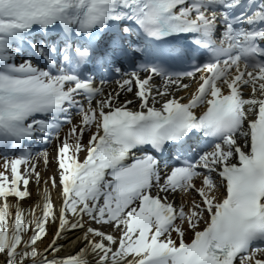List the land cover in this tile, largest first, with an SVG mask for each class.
Instances as JSON below:
<instances>
[{
    "label": "snow or ice",
    "instance_id": "6c2138e0",
    "mask_svg": "<svg viewBox=\"0 0 264 264\" xmlns=\"http://www.w3.org/2000/svg\"><path fill=\"white\" fill-rule=\"evenodd\" d=\"M0 152V264H264V0H0Z\"/></svg>",
    "mask_w": 264,
    "mask_h": 264
},
{
    "label": "bare ground",
    "instance_id": "6f19581e",
    "mask_svg": "<svg viewBox=\"0 0 264 264\" xmlns=\"http://www.w3.org/2000/svg\"><path fill=\"white\" fill-rule=\"evenodd\" d=\"M184 82H188L189 85L192 86V88L195 87V85L193 84V81L188 78V79H185ZM106 90L108 91H118V85L117 84H110V85H106L105 86ZM135 91V89H134ZM189 91H191V88L189 89ZM177 95L179 96H184L186 95V92L183 90V89H180L177 91L176 93ZM133 94L132 93H123L120 95L119 99L121 102H123L125 99H133ZM55 148V147H54ZM56 153L55 152H52V157H54ZM55 162H56V159H55ZM0 165H2L0 163ZM23 170L24 171H28V167L27 165H24L23 167ZM37 170L41 172L42 176L44 177L45 180L48 179L49 176H51L52 174L55 173V170H56V165H46L44 163V161H42V163L38 164V167H37ZM45 187H47L45 184H44V181H40L39 184L35 181V178L33 177L32 181L30 182L29 184V190L30 192L32 193V196L31 198H24L23 202H22V207L24 208L26 214L28 212L31 211L32 207L35 206V204H38V203H41L44 199V196H45ZM51 195L55 198L56 202L59 203V190H51L49 189ZM181 195H184V194H178L174 197H172V199L175 200L176 204L179 205L181 203ZM189 199V197L187 195H184V200L185 202H187ZM15 210V208L13 209V211ZM72 236V242L70 243H65V246H64V251L65 252H72L74 249L78 248L79 246H82V241L80 239H77L78 237L81 236V233L80 232H74L71 234ZM52 238V233L49 232L48 233V240H50ZM48 240H45L44 243L47 244L48 243ZM3 260V257L0 256V261Z\"/></svg>",
    "mask_w": 264,
    "mask_h": 264
}]
</instances>
